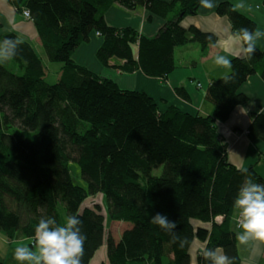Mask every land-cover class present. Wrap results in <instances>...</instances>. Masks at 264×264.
I'll return each instance as SVG.
<instances>
[{"label":"trees","instance_id":"obj_1","mask_svg":"<svg viewBox=\"0 0 264 264\" xmlns=\"http://www.w3.org/2000/svg\"><path fill=\"white\" fill-rule=\"evenodd\" d=\"M4 1L20 14L28 11L44 58L61 67L56 82L48 83L42 59L28 41L14 32L0 36V41H21L7 60L20 73L0 63V233L9 240L32 239L41 217L62 225L76 215L87 236L81 264H90L103 244L109 264H191L195 243L202 245L194 253L197 264H209L203 248H221L240 264L233 202L246 178L259 184L264 178L255 165L242 174L228 161L218 123L248 102L239 92L248 77L264 81V47L256 46L251 57L231 58L229 82L222 77L209 83L204 99L212 106L210 114L175 106L161 110L145 92L120 89L76 64L73 54L96 33L102 39L96 57L103 66L120 74L140 70L164 82L176 69L175 48L195 42L204 56L217 40L211 32L181 25L196 14L200 0ZM114 5L129 11L143 7L147 20L159 17L164 25L155 37L111 27L104 13ZM215 14L228 19L233 33L256 30L230 1L219 3ZM175 91L188 99L182 87ZM17 128L34 132V141L15 133ZM246 137L264 143V113L251 114ZM70 162L77 164L84 187L73 183ZM158 167L161 173L153 175ZM98 193L105 198L106 214L86 202ZM157 213L177 222L176 231L188 244L180 247L152 224ZM107 220L131 226L115 242Z\"/></svg>","mask_w":264,"mask_h":264},{"label":"crops","instance_id":"obj_2","mask_svg":"<svg viewBox=\"0 0 264 264\" xmlns=\"http://www.w3.org/2000/svg\"><path fill=\"white\" fill-rule=\"evenodd\" d=\"M223 1H230L238 12L256 23V30L259 29L264 33V0H214L216 6L212 9L199 6L196 14L186 16L181 25L185 28L196 26L204 32H211L216 35L217 40L207 47L204 56H201L200 45L195 42L175 48L173 54L176 69L166 77L164 82L147 77L140 70L120 74L111 67L103 66L96 57V51L102 42L101 37L96 33L91 35L89 42L81 44L76 49L73 60L89 71L112 80L118 87L145 92L158 103L161 110L167 106H175L186 113L206 116L212 111V106L204 99L209 83L214 79L224 77L229 72V69L217 66L214 58L217 55H224L230 60L233 57L244 56L239 51V46L229 39L233 32L228 19L215 14L217 5ZM104 18L111 27L133 28L146 37H155L164 25V20L159 17L147 20L148 13L143 7L129 11L114 5L104 13ZM6 32L16 33L19 39L28 41L34 49L35 46L41 48L33 24L22 14L16 12L7 2L0 0V36ZM256 46L259 49L264 47V36L256 41ZM180 87L184 89L187 100L176 93L175 89ZM239 92L247 96L248 102L235 108L227 122L218 123V128L226 148L228 161L240 169L255 165L256 172L264 178V143L251 142L246 137L251 114L253 112L264 113V81L258 75H252L241 85ZM221 129L226 130L222 133ZM86 202L93 203L90 199ZM105 226L108 235L118 242L122 233L131 225L108 220L105 221ZM0 236L3 238L0 240V246L5 248L7 254L9 252L14 254L18 247H31L29 239L9 240L1 233ZM200 247L199 243L192 246L191 264H197L194 253ZM237 250L241 259L240 264H259L264 259V243L262 242L250 241L248 244H240L237 241ZM4 260L0 259V261ZM15 262L19 263L16 260ZM90 264H109L106 244L95 252Z\"/></svg>","mask_w":264,"mask_h":264},{"label":"clouds","instance_id":"obj_3","mask_svg":"<svg viewBox=\"0 0 264 264\" xmlns=\"http://www.w3.org/2000/svg\"><path fill=\"white\" fill-rule=\"evenodd\" d=\"M216 5L214 0H200V7L212 9ZM264 36L259 29L252 31L241 28L233 33L229 39L239 46V51L248 57L256 51V41ZM21 41L19 39H4L0 41V62L7 61L16 55ZM214 63L226 69L232 67V62L224 55H217ZM227 83L231 77H223ZM244 111V109H242ZM244 174L246 170L240 169ZM236 224L240 231L236 239L240 244L250 241L264 243V184L254 183L246 178L240 185L233 202ZM152 224L159 226L172 239L179 242L180 247L188 244L187 239H180L176 229L177 222L170 221L166 215L157 213L151 217ZM81 221L76 215L66 217L62 225L55 218L41 217L34 230L31 247H18L14 252V259L20 264H81L84 253L86 234L81 230ZM201 255L209 264H233V258L223 253L221 248H203Z\"/></svg>","mask_w":264,"mask_h":264},{"label":"rangeland","instance_id":"obj_4","mask_svg":"<svg viewBox=\"0 0 264 264\" xmlns=\"http://www.w3.org/2000/svg\"><path fill=\"white\" fill-rule=\"evenodd\" d=\"M35 50H36L37 54L41 57L42 62L44 64V66H45V70H46V73H47L46 74V81L48 83H50V84L55 83L56 82V79H57V76H58V72H59L60 67H61V64L60 63H51V62H48L44 58L43 52H42V49L41 48H38L37 46H35ZM0 63H2L8 69L13 70L15 73H20L19 70H17V68L15 67V65L11 61H9V62L3 61V62H0ZM119 88L120 89L131 90V89H128V88H122V87H119ZM225 130H222L221 129L222 133L225 132ZM14 132L15 133H23V134H26V135L28 134L27 136H28V138L31 141H34V139H35V133L34 132L23 131V130H20L18 128ZM68 169H69L70 176H71V179H72L73 183H75L76 185H79V186L84 187L85 186V183L81 179L80 170H79L77 164H75L73 162H70L69 163V166H68ZM161 169H162V167H158L157 169H155L153 171V175H159L161 173ZM90 201H92L95 204L100 205V207L102 209V212L105 213V210H106V201H105V198H104L103 194H101V193L96 194L95 196H93V197L90 198ZM84 204H85V202H84ZM59 210H61V214L64 216V212L62 210V207H59ZM236 225L237 224H236V215H235V228L238 229V227ZM1 239H3V238L0 236V240ZM31 240L32 239H29V241H31ZM32 244L33 243L31 241L30 242V246ZM0 259H5L4 261H2V263H4V264H16L15 259H14V254H12L10 252H9V254H7L5 248L2 247V246H0ZM19 263H17V264H19ZM259 264H264V259H262Z\"/></svg>","mask_w":264,"mask_h":264},{"label":"built area","instance_id":"obj_5","mask_svg":"<svg viewBox=\"0 0 264 264\" xmlns=\"http://www.w3.org/2000/svg\"><path fill=\"white\" fill-rule=\"evenodd\" d=\"M26 19H29V13L28 11H24L23 14H22ZM220 219V218H218ZM237 226V225H236Z\"/></svg>","mask_w":264,"mask_h":264}]
</instances>
